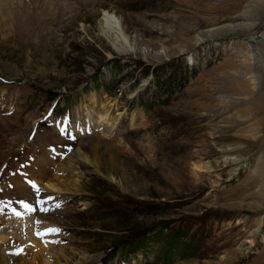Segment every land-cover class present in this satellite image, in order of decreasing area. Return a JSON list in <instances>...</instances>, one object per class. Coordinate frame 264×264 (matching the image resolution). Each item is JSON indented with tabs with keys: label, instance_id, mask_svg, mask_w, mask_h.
Here are the masks:
<instances>
[{
	"label": "rangeland",
	"instance_id": "374dc122",
	"mask_svg": "<svg viewBox=\"0 0 264 264\" xmlns=\"http://www.w3.org/2000/svg\"><path fill=\"white\" fill-rule=\"evenodd\" d=\"M221 1L0 0V187L35 200L10 173L30 176L27 148L61 137L50 117L30 139L55 101L111 130L74 131L72 172L50 161V178L72 177L41 195L61 230L51 256L14 254V235L0 249L19 264H264V0Z\"/></svg>",
	"mask_w": 264,
	"mask_h": 264
},
{
	"label": "bare ground",
	"instance_id": "6f19581e",
	"mask_svg": "<svg viewBox=\"0 0 264 264\" xmlns=\"http://www.w3.org/2000/svg\"><path fill=\"white\" fill-rule=\"evenodd\" d=\"M227 1L228 0H225V1H221L222 2V5L220 6L221 7V9L223 10V11H228V12H231V8H229V7H227L228 6V4H229V2L227 3ZM261 1H259L258 3H257V6H261ZM236 6H238V4L236 3V4H233V8L234 7H236ZM263 6V5H262ZM256 8V7H255ZM258 8V7H257ZM255 10V9H254ZM227 12V13H228ZM105 14V19H104V21H105V23L103 22V26L106 28V30L109 32V34L111 33L110 31H115V33H119L120 34V36H124L123 38H125V33H124V31L120 28V26L116 23V21L114 20V16L112 15V14H110V12H105L104 13ZM235 29L236 28H233L231 31H235ZM244 30V29H243ZM217 32V34H223V33H221V31H219V30H216ZM240 32V31H239ZM112 34V33H111ZM232 35V34H231ZM224 36H226V35H224ZM120 39V38H119ZM115 47H116V50L118 51V52H124V51H126L127 52V50H125V47L124 46H122V45H115ZM101 114V118L100 119H102L103 118V116H105V113L104 112H100ZM111 118V117H110ZM11 120H13V119H11ZM108 121H109V119H108ZM82 122V121H81ZM110 122V121H109ZM112 123H114V121L112 122ZM91 124H95L94 125V128H99V127H103V133L106 135V134H110V131L111 130H109V129H107V128H105L103 125L105 124L103 121L102 122H99L98 120H93L92 122H91ZM78 128H79V130H77V132L79 133V134H81L80 132H82V133H85L87 130H88V128L87 129H85V128H83V131L80 129L81 128V126L80 125H76ZM112 130H113V126H112ZM81 135H83V134H81ZM99 139H96V140H94V141H98ZM2 141V140H1ZM1 141H0V144H1ZM99 146H100V143L99 142H96V143H93L92 144V147L95 149V150H97L98 148H99ZM39 155H41V158H37V161H41L40 162V165L39 166H37L36 164H33V165H31V167H30V170H29V172L31 173V176L33 177V178H35L36 179V181L38 182V183H40L44 188H45V190L46 189H48L51 193H53V194H57L58 196H59V193L60 192H62V191H67V192H69V188H70V185H69V188H67V184H66V182H68V181H70L69 179L70 178H72L71 176H69V177H67L68 176V173H67V175L65 176V177H53V178H50L49 177V170H48V167L50 166V161H52L54 164H55V166H57V168H58V171H62L63 170V166H64V168H69V169H67V170H70V169H73V168H75V166L71 163V161L72 160H64V161H61L60 162V159H58V161H54V160H52V159H48L47 158V156L48 155H45L44 154V152L43 151H40L39 153H38ZM74 157H76L77 159H80V160H83L84 162H87L88 164L90 163V165L91 164H93L94 165V168H95V170L96 171H101V167H100V164L99 163H97V161H95V163L92 161V160H90L89 159V156L88 155H86L84 152H83V150L81 149V148H78L77 150H76V152H75V154H74ZM95 160V159H94ZM0 162H1V160H0ZM70 172H72L71 170H70ZM69 172V173H70ZM56 174V173H55ZM22 179V177H20L18 180H16V182H17V184H18V186L20 187V189L21 190H23V187H27V185L21 180ZM73 180H74V182H75V184H74V187H73V189H75L76 191H79V190H81V188H80V185H81V183H79V180L78 179H74L73 178ZM69 184H71V182L69 183ZM30 190V189H29ZM47 191V190H46ZM71 191H72V189H71ZM61 197V196H60ZM59 198V197H58ZM33 200V199H32ZM35 201V200H34ZM46 206H47V204H46ZM42 217H44L43 215L40 217V219L42 218ZM46 218V217H45ZM0 239H3V238H0ZM8 238H5V240H7ZM4 241V240H3ZM45 241V240H44ZM44 241H42V240H39L38 242H39V245H38V250H37V253L39 252V253H41V254H43L44 255V252L46 251L47 252V255L49 254V256H51V251H49L50 249H49V245H48V243H43ZM2 242V241H1ZM5 244H6V241L4 242ZM51 245V244H50ZM47 246V247H46ZM1 248V247H0ZM59 249V248H58ZM0 250H3V249H0ZM5 250V249H4ZM4 250H3V252H4ZM60 250H63V249H61L60 248ZM35 251V249L32 251V254H33V252ZM3 252H1V253H3ZM8 252V251H7ZM29 252V251H28ZM31 252V251H30ZM36 253V251H35V253L33 254L34 256L33 257H35V255L37 254ZM4 254V253H3ZM8 254H9V252H8ZM10 254H11V252H10ZM15 254V253H14ZM13 254V255H14ZM2 256V255H1ZM46 256V255H45ZM24 257H23V255L22 256H3L2 257V259H1V264H19V262L23 259ZM43 258V257H42ZM13 260V261H12ZM26 261V260H25ZM12 262V263H11ZM30 262V261H29ZM33 262H34V260H33ZM24 263V262H23ZM27 263V262H26ZM31 263V262H30ZM43 263H44V261H43ZM22 264V263H21ZM45 264H47V262L45 263Z\"/></svg>",
	"mask_w": 264,
	"mask_h": 264
},
{
	"label": "snow or ice",
	"instance_id": "6c2138e0",
	"mask_svg": "<svg viewBox=\"0 0 264 264\" xmlns=\"http://www.w3.org/2000/svg\"><path fill=\"white\" fill-rule=\"evenodd\" d=\"M69 118L66 117L65 118V122L63 124V127H62V134H65L67 135L68 134V124H69ZM71 139H75V136L72 135L70 136ZM53 151H55V149L53 148L52 149ZM30 184H32L33 188L35 191L39 192V186L35 185V182H30ZM48 199L52 200V201H55L56 198L53 196V197H49ZM17 203L20 204L21 207L24 208V210L26 212H34L36 211L37 207H39V210L40 211H44V212H48V211H51V210H54V209H51V208H48V207H44V205L47 203V200H41L39 199V197L37 198V201H36V204H31L30 202L26 201V200H21V201H18ZM59 203H57L55 205V207H59ZM3 211L0 210V215H3ZM14 215H21V213L17 210H14ZM61 230L59 228H49L47 230H45L44 232H38L37 235L40 237V238H44L45 236H50V235H54V234H58ZM45 243H48V242H52V243H59V241H48V240H45L44 241ZM22 253V249L19 250L17 253H15L16 255H19Z\"/></svg>",
	"mask_w": 264,
	"mask_h": 264
},
{
	"label": "trees",
	"instance_id": "16d2710c",
	"mask_svg": "<svg viewBox=\"0 0 264 264\" xmlns=\"http://www.w3.org/2000/svg\"><path fill=\"white\" fill-rule=\"evenodd\" d=\"M177 241V237L175 239H173V243Z\"/></svg>",
	"mask_w": 264,
	"mask_h": 264
}]
</instances>
